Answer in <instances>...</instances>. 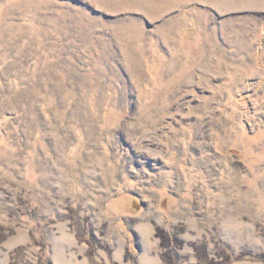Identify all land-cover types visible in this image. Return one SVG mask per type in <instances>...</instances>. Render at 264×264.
<instances>
[{"label":"rangeland","instance_id":"rangeland-1","mask_svg":"<svg viewBox=\"0 0 264 264\" xmlns=\"http://www.w3.org/2000/svg\"><path fill=\"white\" fill-rule=\"evenodd\" d=\"M0 264H264V0H0Z\"/></svg>","mask_w":264,"mask_h":264}]
</instances>
